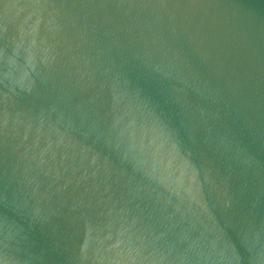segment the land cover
Returning a JSON list of instances; mask_svg holds the SVG:
<instances>
[{
  "label": "water",
  "instance_id": "water-1",
  "mask_svg": "<svg viewBox=\"0 0 264 264\" xmlns=\"http://www.w3.org/2000/svg\"><path fill=\"white\" fill-rule=\"evenodd\" d=\"M0 264H264V0H0Z\"/></svg>",
  "mask_w": 264,
  "mask_h": 264
}]
</instances>
